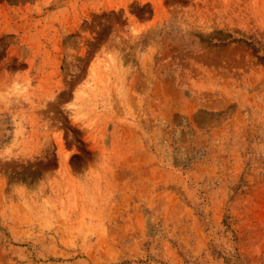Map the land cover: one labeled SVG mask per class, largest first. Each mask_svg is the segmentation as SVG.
Listing matches in <instances>:
<instances>
[{
    "label": "rangeland",
    "instance_id": "obj_1",
    "mask_svg": "<svg viewBox=\"0 0 264 264\" xmlns=\"http://www.w3.org/2000/svg\"><path fill=\"white\" fill-rule=\"evenodd\" d=\"M0 264H264V0H0Z\"/></svg>",
    "mask_w": 264,
    "mask_h": 264
}]
</instances>
